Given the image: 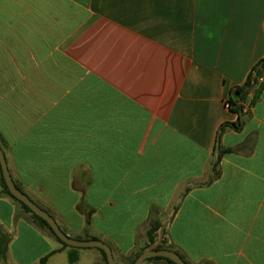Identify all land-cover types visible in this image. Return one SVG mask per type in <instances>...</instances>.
Wrapping results in <instances>:
<instances>
[{"label":"crops","instance_id":"0c3cea01","mask_svg":"<svg viewBox=\"0 0 264 264\" xmlns=\"http://www.w3.org/2000/svg\"><path fill=\"white\" fill-rule=\"evenodd\" d=\"M262 59L264 0H0V145L13 179L118 264L148 245L152 218L188 264H264V84L241 113L225 106ZM220 146L241 150L223 153L213 179ZM0 228L11 264L62 247L1 184ZM47 264L104 262L64 248Z\"/></svg>","mask_w":264,"mask_h":264},{"label":"trees","instance_id":"16d2710c","mask_svg":"<svg viewBox=\"0 0 264 264\" xmlns=\"http://www.w3.org/2000/svg\"><path fill=\"white\" fill-rule=\"evenodd\" d=\"M260 78H263L262 81H260ZM264 84V59L260 60L257 65L254 67L253 72L250 74L246 84L241 87V88H237L232 94L233 96H235L236 98H230V102L232 104L231 109H233V111L241 113L242 111V104L241 102L244 101V97L245 95L248 93V91L254 87H256V95L255 97L252 99V103H255L260 96V92H261V88L262 85ZM227 126L233 127L236 130H239L241 128V122H236V123H230V124H226ZM240 147H235V148H223L222 146L219 147L218 150V157H217V161H215L214 163V167H213V179L216 178V176H218V171H217V167L219 164V161L223 155L224 152H238L240 151ZM16 185L23 191V189L21 188V186L15 182ZM0 184L2 187V191L4 194L8 195L20 208L21 210L26 213L30 220L36 224L37 226L47 230L50 234L53 235V230L50 227V225L47 223L46 220H44L42 217L38 216L37 214H35L25 203H23L22 201L18 200L17 198H15L9 191L6 181L4 179L3 176V172H2V167L0 165ZM46 210V209H45ZM48 211V210H47ZM49 212V211H48ZM50 213V212H49ZM51 214V213H50ZM52 215V214H51ZM53 216V215H52ZM149 228L147 230V238H148V245L146 247H144L141 251H139L138 253L135 254V256L132 258L131 264H134L136 258L142 253L144 252L151 244H156L159 240V236H160V231L161 228L164 226V223L159 220V219H155L152 218L150 220V224H149ZM55 240L57 242H59L62 247L61 248H57L55 250H53L51 253H49L47 256L43 257L39 264H47V261L49 259V257L60 251L61 249L64 248H70L73 251H77L78 248L76 247H71L68 244L64 243L59 237L54 236ZM12 236L11 234L3 231L2 228H0V260L3 264H11L9 262V244L11 242ZM95 239V238H94ZM158 249H170V250H174L176 252H178L182 258L186 261L185 257L178 251L176 250L173 246L168 245V239H167V230L166 228L163 229V239L160 245L157 246ZM99 249V248H98ZM103 255V262L104 264H108L107 261V256H106V252L103 249H99ZM78 259V255L76 253H72L69 256V261L71 263L76 262ZM155 259H161V257L157 256V257H151L148 258L147 260H155ZM164 259V258H163ZM168 262H170L171 264H176L174 261L169 260V259H165ZM188 264V261H186Z\"/></svg>","mask_w":264,"mask_h":264},{"label":"water","instance_id":"95a60500","mask_svg":"<svg viewBox=\"0 0 264 264\" xmlns=\"http://www.w3.org/2000/svg\"><path fill=\"white\" fill-rule=\"evenodd\" d=\"M0 165L2 167V172L4 179L6 181L7 187L10 193L18 200L25 203L35 214L42 217L53 230V235L59 237L64 243L71 247L76 248H99L106 252L108 264H117L112 248L105 242L101 240L91 239V240H80L75 239L67 235L59 226L56 219L44 208L39 206L33 199H31L24 191H22L15 183L13 176L10 172L7 158L4 150L0 145ZM163 239V228L160 231L159 240L156 244L151 245L147 250L142 252L135 260L134 264H143L145 260L151 257H161L164 259H169L174 261L176 264H187V262L182 258V256L170 249H158L157 246L161 244Z\"/></svg>","mask_w":264,"mask_h":264},{"label":"rangeland","instance_id":"374dc122","mask_svg":"<svg viewBox=\"0 0 264 264\" xmlns=\"http://www.w3.org/2000/svg\"><path fill=\"white\" fill-rule=\"evenodd\" d=\"M77 250H94V251H98L99 249L98 248H87V249H77ZM100 251V250H99ZM101 252V251H100ZM146 262H149V261H146ZM118 264V263H117ZM145 264H148V263H145Z\"/></svg>","mask_w":264,"mask_h":264},{"label":"built area","instance_id":"2783aa9c","mask_svg":"<svg viewBox=\"0 0 264 264\" xmlns=\"http://www.w3.org/2000/svg\"><path fill=\"white\" fill-rule=\"evenodd\" d=\"M225 106H226L227 108H231V107H232L230 100H226V102H225Z\"/></svg>","mask_w":264,"mask_h":264}]
</instances>
